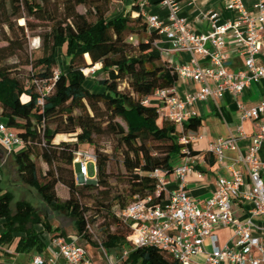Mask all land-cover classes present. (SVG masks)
Instances as JSON below:
<instances>
[{
    "label": "trees",
    "instance_id": "trees-1",
    "mask_svg": "<svg viewBox=\"0 0 264 264\" xmlns=\"http://www.w3.org/2000/svg\"><path fill=\"white\" fill-rule=\"evenodd\" d=\"M141 1L121 0L120 9L106 16L103 6L108 0H0V8L9 4L14 19L21 18L23 9L51 24L39 37L41 55L26 60L31 72L24 83L12 76L5 62L22 51L27 24L16 26L8 17L4 19L11 37L0 48V123L23 141V148L11 153L18 181L53 212L73 220L85 251L127 252L121 264H179L159 248L134 247L130 223L116 216L137 199L151 197V205L161 203L163 192L156 196L157 182L151 175L155 171L172 174L175 159L195 155L190 144L188 152H182L179 139L195 134L200 125L191 118L181 133L159 112V106L145 103L157 91L172 88L179 77L161 59L154 45L159 36L140 17ZM80 6L85 13L77 11ZM91 15L93 21L88 18ZM131 36L138 38L136 45L127 40ZM94 66V73L84 76L82 70ZM102 135L114 141L112 157H121L124 174L116 176L114 184L107 173L111 156L94 140ZM59 136L71 139L58 141ZM84 146L92 147L96 157L94 184L77 182L74 153ZM58 185L67 190L64 200L56 194ZM13 199L9 191L0 194L4 221L0 247L9 246L14 234L22 233L16 251L41 253L43 234L53 235L52 239L65 236L27 201H17L12 210ZM36 226L42 231L37 232Z\"/></svg>",
    "mask_w": 264,
    "mask_h": 264
},
{
    "label": "built area",
    "instance_id": "built-area-1",
    "mask_svg": "<svg viewBox=\"0 0 264 264\" xmlns=\"http://www.w3.org/2000/svg\"><path fill=\"white\" fill-rule=\"evenodd\" d=\"M144 0L139 4L140 17L149 31L157 32L159 40L164 38L173 52H186L191 56L200 55L209 59V67L201 68L196 63L175 69L178 77L189 79L201 85L195 94L179 98L173 87L157 91L145 103L159 106V112L175 124L180 132L189 118L195 113H185V106L211 99L216 101L224 94L239 96L251 83L264 79V64H258V57L264 45V0H257L253 6L255 12L245 10L241 0H230L227 10L235 13L232 21L219 23L218 13L208 15L211 31L207 34H195L189 23L179 17V6L176 0H162L167 11L165 19L143 12ZM137 16V15H134ZM232 40L244 57V68L230 72L226 69L224 48ZM158 42V41H157ZM157 42L154 45L157 48ZM96 66L82 70L84 76L92 75ZM57 78V73L55 75ZM49 88H46V92ZM41 103V102H40ZM240 121H251L255 133L245 155L237 145V139L230 135L220 138L208 146V153L220 161L227 151H234L238 158L235 164H241L242 170L231 166L229 178H219L213 194L202 203L194 200L184 189L185 179L193 172L189 158L174 169L173 173L179 182L178 188L169 193L165 201L151 205L152 198L134 200L125 209L117 211L116 216L130 223V242L134 247L153 246L168 253L179 264H264V162L258 153L264 148V101L258 106L246 109L239 106ZM241 133V128H239ZM195 140L194 136L182 135L179 142L182 152L187 153L186 145ZM0 146L7 152L23 148V141L18 135L0 123ZM96 162L93 150H78L74 153L73 165L78 166L76 177L78 184H94L88 179L89 163ZM156 196L163 192L164 175L155 171ZM199 178L202 177L197 172ZM245 178L249 189L244 190ZM244 201L248 204L243 219L234 218L232 203ZM230 228L232 231L231 246L218 245L215 235L217 229ZM93 241L99 244L93 230L88 227ZM208 241L211 250L204 251ZM52 254L43 258L34 257L29 264H57L61 259L65 264H91L85 249L76 240L68 241L64 237L51 240ZM105 254V251L100 248ZM205 254L203 263L195 261ZM127 255L123 252L122 258Z\"/></svg>",
    "mask_w": 264,
    "mask_h": 264
},
{
    "label": "crops",
    "instance_id": "crops-1",
    "mask_svg": "<svg viewBox=\"0 0 264 264\" xmlns=\"http://www.w3.org/2000/svg\"><path fill=\"white\" fill-rule=\"evenodd\" d=\"M144 1V7L142 9L144 13L157 15L161 19L166 18L167 11L161 4L162 0ZM229 1L230 0H176L179 6V17L185 19L189 23L191 31L195 34H207L211 31V24L208 18V15L211 13H218L219 23L232 21L235 18V13L227 10L226 7ZM241 2L247 12H255L253 6L257 3V0H241ZM157 43V49L161 59L174 69L183 65L192 67L195 63L201 68L210 66L208 58L200 55L191 56L186 52H173L170 49L169 43L164 38L158 40ZM224 54L226 56V69L228 71L234 72L244 68V57L239 47L232 40L227 41ZM257 63L264 64V45H262ZM200 87L201 85L198 83L179 77L173 89L176 95L183 99L187 95L197 93ZM262 101H264V79L256 83H251L237 97L226 93L221 99L216 101L207 99L203 102L185 106V113L190 114L194 112L195 116L193 118L200 122L195 134L188 133L189 136L195 137V140L190 143L191 149L195 152V155L189 158L193 167V172L186 177L184 183V189L187 194L197 202L202 203L213 194L216 189V182L219 178H229L231 176V166L242 170L241 164H235L238 158L236 152L227 151L225 153V158L220 161L214 155L208 153L209 144L217 139L232 135L237 139V145L241 154L245 155L246 150L251 145V138L255 133V128L249 120L240 121L241 112L239 106L249 109L258 106ZM152 103L155 104V100H153ZM239 128H241L242 134L239 133ZM59 138L60 136L56 140H61ZM18 151L19 150H15L12 153ZM258 157L264 162V148L258 153ZM184 160L185 158L175 159L174 169L180 167L184 163ZM197 172L202 174L201 178L197 176ZM14 176H16V169L11 160V153H7L0 146V194L9 191L14 196L11 190L12 185H14L12 181ZM163 182V201H165L169 193L178 188L179 182L174 174L164 175ZM248 189L249 183L245 178L244 190L246 191ZM16 202H14L13 199L11 205L12 210H14V204ZM247 209L248 204L244 201L232 203V215L234 218L243 219L246 216ZM42 216L44 217L46 215ZM3 223L4 221L0 218V234L4 230ZM260 224H264V221L260 222ZM51 225L54 228H58L61 232H64V238L66 240H76L79 244L80 241L75 235V228L72 231H65L58 225ZM35 229L37 232L42 231L40 226H36ZM215 235L218 238L219 246H231L232 231L230 228L217 229ZM23 236L24 234L22 233H16L9 246L0 247V264H29L34 257L40 256L47 258L52 254L51 240L53 235L50 236L47 234L42 235L44 250L41 253H36L34 250L24 253L17 252V244ZM210 250L211 246L209 242L206 241L204 244V251L207 253ZM86 252L91 264H121L123 260L122 253L116 250L108 253L105 252L104 254L100 249L96 248ZM204 260L205 254L195 258V261L199 263H203ZM57 264L65 263L60 259Z\"/></svg>",
    "mask_w": 264,
    "mask_h": 264
},
{
    "label": "rangeland",
    "instance_id": "rangeland-1",
    "mask_svg": "<svg viewBox=\"0 0 264 264\" xmlns=\"http://www.w3.org/2000/svg\"><path fill=\"white\" fill-rule=\"evenodd\" d=\"M121 0H108V4L103 6V10L105 11L106 16H110L116 13L121 7ZM84 7H77V11L79 13H85ZM58 13H62L61 8H59ZM11 9L9 4H4V8H0V48L7 46L5 39L11 37V34L7 27L5 26L4 19L8 17L16 26H26L25 34L26 38L23 42L22 51L16 52V54L6 60L7 67L10 68V72L12 76H16L22 82L27 83L31 72V66L26 64V60L30 61V57L40 56L41 55V47H42V37L45 33L49 31L50 22L37 20L33 16H30L25 10H21L19 14V19L11 17ZM90 21L94 20V16L91 15L88 17ZM33 29V30H30ZM130 43L136 45L138 38L136 36H131L127 39ZM35 52V53H34ZM85 61H88L85 58ZM97 67V66H96ZM96 69V68H95ZM96 77V76H95ZM102 76L100 75L99 78ZM96 79V78H95ZM124 86H121L123 89ZM91 114V112H89ZM72 137V136H71ZM59 139H71L70 137H60ZM95 143L97 141L99 149L111 156L110 161L107 165V173L109 174L111 179V183H115V177L118 175H123L124 170L121 164V157H112V150L114 147V141L111 137L107 135H102L94 138ZM80 150H93L92 147L84 146ZM88 168V179H94L96 176V167L94 163H89L87 165ZM78 169V166H75V170ZM77 173V172H76ZM114 177V178H113ZM13 184L11 187L12 192L14 193V202L24 200L29 202L36 211L42 216L46 215L48 221L53 225H58L61 229L65 231H72L74 230L73 222L69 216L64 213H56L53 212L47 205L38 197V195L32 190L23 185L21 182H18L16 176L12 179ZM56 194L57 196L64 200L67 198L68 193L67 190L58 185L56 187ZM90 204V202H89ZM102 219L98 220V223H102Z\"/></svg>",
    "mask_w": 264,
    "mask_h": 264
}]
</instances>
